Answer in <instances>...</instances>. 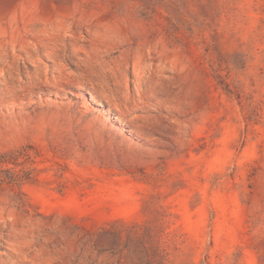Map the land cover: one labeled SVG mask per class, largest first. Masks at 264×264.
I'll list each match as a JSON object with an SVG mask.
<instances>
[{
    "label": "rangeland",
    "instance_id": "374dc122",
    "mask_svg": "<svg viewBox=\"0 0 264 264\" xmlns=\"http://www.w3.org/2000/svg\"><path fill=\"white\" fill-rule=\"evenodd\" d=\"M0 264H264V0H0Z\"/></svg>",
    "mask_w": 264,
    "mask_h": 264
}]
</instances>
